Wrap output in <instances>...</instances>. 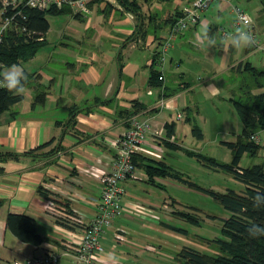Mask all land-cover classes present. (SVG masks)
<instances>
[{"label":"crops","instance_id":"obj_1","mask_svg":"<svg viewBox=\"0 0 264 264\" xmlns=\"http://www.w3.org/2000/svg\"><path fill=\"white\" fill-rule=\"evenodd\" d=\"M189 1L137 0L141 13L139 21L133 13L112 2L111 6L107 3L106 8L103 2L94 4L92 13L87 16L77 14L79 17H76L68 8L65 13L81 20L85 32L79 31L76 33L79 37L62 41V59L46 70H29L23 63L34 60L41 46L32 58L18 63L31 76L29 83L19 91L23 99L0 114V154H18V158L8 156L0 161L3 169L0 171L1 259L11 261L63 252L70 248V238L77 240L82 236L84 224L96 215L101 193V185L91 168H108L115 153L113 141L125 131L131 112L150 118L162 131L161 151L151 155L147 149H142L135 156L140 163L141 159L164 162L169 149L180 148L182 124L189 134L192 132L191 121L195 120L196 110L189 93L198 83L185 71L177 72L181 59L174 60L173 55H186L177 46L192 44L195 36L199 41L214 40L217 34L220 42L210 45L218 50L227 47L231 55L238 48L231 44V38L237 33L227 37L219 33L220 27L215 21L229 3L218 0L214 11L202 12L199 23L174 37L163 71H160L162 83L151 86L150 71H159L154 56L168 35L170 19ZM254 24L258 26L254 29L260 33L261 42L241 46L244 58L229 60L219 72L208 77L213 93L220 91L213 81L222 74L240 73L238 66L246 62L258 67L247 61L263 50L259 45L264 43V24L257 21ZM47 61L52 63V57ZM7 68H3L1 74ZM258 68H264L263 64ZM37 89L44 92V98L34 103ZM161 98L165 100L164 106L154 107ZM178 114L181 116L177 117ZM165 124L173 125L171 136L167 135ZM41 145L46 146L37 150ZM137 168L138 176L130 181H147L143 168ZM154 180L157 183L158 177ZM40 188L47 191V197L41 194ZM48 199L56 205L54 213L47 209ZM122 203L124 213L100 236L104 250L98 255L97 264H156L159 255L165 253L162 245L153 242L155 237L148 225L161 229L157 231L167 236L174 234V230L166 226L175 215L173 208L170 204L164 205L167 220L164 221L153 210L143 209L141 204L128 198H123ZM10 212L34 218L42 242L33 245L19 240L6 226V216ZM144 216L157 220L159 226ZM118 235L123 239L118 240ZM55 264H75V260L62 256Z\"/></svg>","mask_w":264,"mask_h":264},{"label":"rangeland","instance_id":"obj_2","mask_svg":"<svg viewBox=\"0 0 264 264\" xmlns=\"http://www.w3.org/2000/svg\"><path fill=\"white\" fill-rule=\"evenodd\" d=\"M216 1L218 0L210 4L208 9L205 10L206 13H208L207 11H214ZM102 2L105 8L108 4L111 6V2L119 4L117 0H93L90 3L91 10L94 4ZM227 3H229L228 8L222 12L221 17L217 16L219 19L215 21L220 27V34L223 30L229 34L243 30L242 26L232 27L236 16L234 12L229 13V10L232 11L234 5H238L247 13L253 24L255 21L260 25L264 24V8L261 9L263 7L261 0H231ZM53 8L63 10L64 13L57 15L48 13L46 15L49 22L46 43H44L34 60L23 63L26 68L29 67V70L38 68L46 70L50 66H55L53 65L55 61L62 59V41L74 36L79 37L76 36L79 31L85 32L81 20L65 13L69 11L67 7ZM116 15H119V13L117 12ZM255 29H258V26ZM254 32L256 35L255 40L261 42L260 33L257 30ZM201 33L205 35L204 32ZM191 41L192 44L183 47L177 46L178 48L181 47L186 55L176 53L173 57L174 60L181 59L180 69L177 72L185 71V74L190 75L193 81L198 83L194 91L188 95L196 110L194 113L195 120L191 123L201 129L202 138L198 139L192 132L189 134L186 126L182 124L183 128L181 127L179 131L181 147L169 149L163 160L166 164L179 170L184 178L194 182L201 188L216 192H225L227 189L239 192L244 188L239 180L227 171L206 165L198 155L220 163H229L232 160V150L224 145L223 141L235 140L241 132L242 124L231 98L243 99L247 94V85L253 81L249 74L243 71L222 74L220 78L213 81L220 91L213 93L212 87H209L208 77L213 72H219L229 60L244 58L245 52L243 49L238 48L237 52L231 55L227 47L218 50L217 47L209 44L207 38L199 41L195 36V39ZM214 41L216 43L220 42V36L216 34ZM49 57H52V63L47 61ZM247 61L258 67H261L262 64L264 66V50H259ZM250 88L252 93H258L262 90L254 87ZM176 121L178 120L176 119ZM179 123L181 122L179 121ZM258 134L260 150L255 156L243 153L239 162L241 167H248L253 164L264 165V130H260ZM185 148L193 154H188L184 150ZM124 191L122 199L128 198L132 202L141 204L143 209L153 210L164 221H167L165 220L166 211L163 209L165 204H170L175 211H188L189 213H195L197 216L198 223H192L175 215L167 221L174 226L185 229L186 234L173 231L174 234L170 233V236H167L163 232H158L162 231L161 229L148 225L149 231L155 237L153 242L162 245L161 249L165 253V255H159L160 258H157L156 264H182L176 262L173 258L183 246L192 247L209 255L218 252V246L209 244L204 238H222L223 219L228 217L230 212L209 194L170 177H158L157 183L146 180H129L128 183H124ZM144 218L159 226L157 220L145 216ZM156 240H159V242Z\"/></svg>","mask_w":264,"mask_h":264},{"label":"trees","instance_id":"obj_3","mask_svg":"<svg viewBox=\"0 0 264 264\" xmlns=\"http://www.w3.org/2000/svg\"><path fill=\"white\" fill-rule=\"evenodd\" d=\"M117 1L125 11L133 13L137 17V21L140 20V5L137 0ZM261 2L263 4L261 9H263L264 0H261ZM48 13L57 15L64 13V11L55 10L54 8L43 10L35 7H24L21 14L14 16L0 42V74L3 68L32 58L37 50L44 45L43 38L49 29V22L46 18ZM180 14L181 12H177L175 17L170 19L171 24ZM75 16L79 17L77 14ZM158 53L159 51L154 56V62ZM238 69L247 72L253 82L247 85V94L243 99L231 98L242 123L241 132L235 141H223V144L232 150V160L229 163H220L200 155L198 157L208 166L231 173L244 185L243 190L236 192L227 189L225 192H216L204 189L184 178L179 170L169 167L162 161L151 159L145 161L141 159L140 163L136 161L137 159L134 156L136 166L143 168L148 177V182L155 183L154 178L159 176L170 177L209 194L230 212V215L223 219V237L204 238L209 244L218 246V252L209 255L192 247L183 246L173 258L176 262L182 264H264V232H257V226L264 228V199H262L264 197V165L253 164L248 167L239 165L243 153L255 156L261 148L258 142L250 139V136L264 130V68L254 67L246 62L238 66ZM25 72L27 74L25 85H27L31 75L26 70ZM160 75V71L152 69L149 84L155 87L161 85ZM0 79H2V76H0ZM250 87L262 90L258 93H252ZM37 90L34 103L42 101V98H44V92ZM22 99L23 95L20 92L9 91L6 87L0 86V114ZM134 113L131 112L127 118L134 115ZM165 129L167 135L171 136L173 125L165 124ZM192 134L198 139L202 138L201 129L195 125H192ZM44 146L46 145H41L36 149L38 150ZM184 150L188 154H193L187 149ZM8 156L18 158V154L1 153L0 161ZM2 170V167H0V171ZM39 191L43 196H48L44 188H40ZM174 214L192 223L199 222L195 213L174 210ZM6 226L22 242L33 245L42 242L35 219L26 214L8 213ZM166 226L171 230L187 233L185 229L172 224H166ZM253 232L256 233L253 234Z\"/></svg>","mask_w":264,"mask_h":264},{"label":"built area","instance_id":"obj_4","mask_svg":"<svg viewBox=\"0 0 264 264\" xmlns=\"http://www.w3.org/2000/svg\"><path fill=\"white\" fill-rule=\"evenodd\" d=\"M93 0H0V42L4 33L13 21L14 16L21 14L24 7H35L39 9H49L53 7H67L73 13L87 16L91 13L90 3ZM215 0H190L185 4L181 14L170 25L167 37L162 41L155 64L159 71H163L166 55L172 45L174 37L186 30L189 26L201 21L202 12L208 9ZM229 2L231 0H228ZM235 13V20L232 27H243L242 31H247L254 37L255 29L248 14L238 5L232 6ZM132 16L131 14H129ZM222 35L227 37L228 32L222 31ZM259 47L264 50V43ZM163 80V75L159 76ZM165 100L159 99L154 107H163ZM181 115L178 114L177 117ZM127 127L123 133L118 135L113 146L115 153L108 162L107 169L91 168V172L96 176L100 185L101 193L97 204L96 215L84 224L82 236L75 240L70 238L71 246L63 252H51L42 256L25 257L11 261L0 258V264H55L62 256H71L75 264H97V258L103 253L100 236L103 231L110 227L114 219L120 217L124 211L122 197L124 195V183L138 176L139 170L135 164L134 156L142 149H147V153L154 154V151H161L159 138L161 128L152 123L150 118L131 115L127 118ZM250 139L259 142V134L256 132ZM56 205L53 200L48 199L47 209L55 211ZM136 214L137 211L134 210ZM133 212V211H132ZM118 240L123 236L118 235Z\"/></svg>","mask_w":264,"mask_h":264},{"label":"clouds","instance_id":"obj_5","mask_svg":"<svg viewBox=\"0 0 264 264\" xmlns=\"http://www.w3.org/2000/svg\"><path fill=\"white\" fill-rule=\"evenodd\" d=\"M254 42V37L247 31H240L231 38L232 46L240 48L247 46ZM210 44H214V40H209ZM0 79V86L6 87L9 91H22L27 80V74L24 68L19 64H12L8 66L7 70L2 74ZM264 199V197H262ZM257 232H264V228L257 226ZM256 232H253L255 234Z\"/></svg>","mask_w":264,"mask_h":264}]
</instances>
